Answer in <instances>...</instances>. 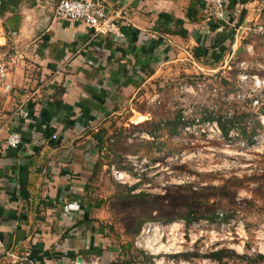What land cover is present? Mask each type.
<instances>
[{
  "label": "crops",
  "instance_id": "1",
  "mask_svg": "<svg viewBox=\"0 0 264 264\" xmlns=\"http://www.w3.org/2000/svg\"><path fill=\"white\" fill-rule=\"evenodd\" d=\"M60 1L0 0L7 33L1 48L24 57L11 75L13 92L0 96L18 104L2 115L0 127V264H71L79 255L111 264L116 253L84 193L106 167L89 161L90 131L113 120L126 126L134 115L126 121L119 116L128 108L146 115L133 102L143 100L149 85L161 86L181 62L189 61L184 72L214 83L213 77L237 68L233 60L242 56L245 42L260 52L264 40L257 31L264 25V0H226L223 23L201 0H102L125 39L58 19ZM178 19L186 38L161 32L180 29ZM12 131L23 135L18 148L6 143Z\"/></svg>",
  "mask_w": 264,
  "mask_h": 264
},
{
  "label": "rangeland",
  "instance_id": "2",
  "mask_svg": "<svg viewBox=\"0 0 264 264\" xmlns=\"http://www.w3.org/2000/svg\"><path fill=\"white\" fill-rule=\"evenodd\" d=\"M6 34L0 22V38ZM260 43L257 52L245 42L242 56L233 61L245 63L252 75L264 76V40ZM181 64L161 86L149 85L143 100L133 102L146 115L128 108L119 116L126 121L134 115L126 121V129L141 121L174 120L180 113L188 119L207 113L224 117L237 113L241 125H247L251 133L259 115L248 102L251 83L243 84V88L235 83L239 68L225 72L229 85L213 79L221 90L208 93L191 88L208 79L181 70L189 61ZM8 100L0 97V115L18 106ZM123 131L117 125L112 133L115 140L107 142L108 150L102 156L92 137L87 149L90 162L106 165L100 167L96 180L87 184L84 193L109 235L108 248L116 253L111 264H249L237 256H264V128L259 127L257 135H243L234 128L225 137L212 133L207 122L185 128L180 123L174 133L164 130L160 138L142 131L119 144ZM136 139L143 141L145 148L134 154L130 149ZM112 148L116 157L117 153L123 155V165L131 167L122 169L131 176L126 184L113 175V168H120L113 162ZM217 214L218 219L212 221ZM149 230H153L155 240L151 247H145ZM221 250L236 256L221 262L210 259L211 253ZM256 264H264V258Z\"/></svg>",
  "mask_w": 264,
  "mask_h": 264
},
{
  "label": "built area",
  "instance_id": "3",
  "mask_svg": "<svg viewBox=\"0 0 264 264\" xmlns=\"http://www.w3.org/2000/svg\"><path fill=\"white\" fill-rule=\"evenodd\" d=\"M201 1L211 7L212 16L216 21L223 23L226 20L228 13V4L226 0ZM55 16L60 20L81 21L91 28L95 34L107 35L114 39H125L126 37L121 25H119L116 18L110 14L107 5L102 0H61L57 4ZM257 31L264 34V25H259ZM14 35H16L15 32ZM23 58L22 53L17 49H5L0 52V96L10 95L13 92L14 85L11 75L13 70L20 65ZM236 66L241 72L238 74L235 83L239 88H243L251 83V85H248L252 87L251 92L249 93L248 102L251 104V107L258 112L259 119L264 126V76H260L257 73L252 75L246 71L247 67H245V63H241L240 65L237 63ZM230 69H232V67H230ZM243 84L246 85L242 86ZM191 88L198 92L208 93H217L221 90L210 80L204 81L203 83L193 84L191 85ZM20 113L24 118L29 117V113L25 109H22ZM1 120L2 115H0V127ZM207 124L212 133L218 134L219 136L223 135L217 120L207 121ZM57 138V135H53V139ZM22 141L23 135L19 131L10 132L6 139L7 145L11 148H18ZM113 175L117 181L124 184L129 182L131 178L127 171L116 168H113ZM29 264L44 263L29 259ZM54 264L66 263L58 260ZM71 264H102V258L100 256L87 258L79 255L72 259Z\"/></svg>",
  "mask_w": 264,
  "mask_h": 264
},
{
  "label": "trees",
  "instance_id": "4",
  "mask_svg": "<svg viewBox=\"0 0 264 264\" xmlns=\"http://www.w3.org/2000/svg\"><path fill=\"white\" fill-rule=\"evenodd\" d=\"M231 5L232 4H230V6ZM175 24H176V26H179L180 29L172 30V29L164 28V30H162L161 32H164V34L167 33V34H172V35H179L183 38H186L187 37V30L184 28V21L178 19L175 21ZM141 64H142L141 67L144 68V66L146 65V61H144V62L141 61ZM147 72H148V74H154L153 70H149ZM226 77L227 76H223L221 78H218V77L215 78L214 77V79L217 80V83L220 82L219 84H223L225 82ZM205 79H208V78H205ZM225 83L228 85L230 84L229 82H225ZM237 115L238 114L235 113V114H231V115L224 117V116L209 115L207 113L205 115L204 114L201 115L199 119H188L187 115H185L184 113H180V114H178V116H176L174 118V120L168 119L167 121H165L163 119H159V120L153 119L154 121L148 120V121H144L142 123L136 124V125L132 124L131 125L132 129H130V130L126 129L124 127V125H121V129L123 128L124 131L119 134L118 143L119 144L126 143L125 141H127L129 138H134V134L136 132H142V131H145V132H147L153 136H157L158 138H160L163 135L164 130H168V131H171L172 133H174L177 130L178 124H180V123L185 128L188 125L196 124L197 122L205 123L207 121L217 120L219 122L220 128L223 132V136H225V137H229L231 130L234 128H238L239 130H242L243 135H250V134L257 135V134H259V132L257 131L259 129V127L264 128L260 119L256 118L257 123L255 125V128H253L252 131H250L251 133H249L247 125L242 126L241 125L242 123L239 120L240 118ZM197 120H199V121H197ZM114 123L115 122H112L109 127L101 125L99 127L98 131H90V133H89V134L93 135V139H94V141H95V143L99 149L98 152L100 153V156H102L104 154V152L108 150V147L106 146L107 142L110 143V142H112V140H115V135H112V133H113L114 129L117 128V125ZM120 131H122V130H120ZM253 140L254 139L251 138L249 141L252 142ZM115 144L116 143L113 144V147ZM143 148H145V144L143 143V141H139L136 139L133 141L130 150L134 154H136V152H138L140 149H141V151H143ZM113 150H114V154H115L116 150L115 149H113ZM115 158L116 159H114L113 162L118 164L117 166L120 168V170H122L124 168H131L130 166H124L123 161H120V159L123 158L122 154L117 153V157L115 154ZM100 163L101 162L98 163V166H100ZM98 175L99 174H95V176L92 178V180H96ZM120 186H122V185H120ZM133 190L134 189L132 187L129 188L130 193H132ZM219 216L217 214L216 217L215 216L211 217V220L215 221L218 219ZM221 216H223V214H221ZM194 220H198V218L194 219ZM226 220H228V219H226ZM232 255L236 256V253L230 252L228 250H221V251L211 253L210 259L217 261V262H221L223 259H225V257H231ZM237 257L241 258L242 261H244V262H246V261L249 262V264H256L260 260V258L261 259L264 258L263 255H259V258L248 257V256H242V257L237 256Z\"/></svg>",
  "mask_w": 264,
  "mask_h": 264
},
{
  "label": "bare ground",
  "instance_id": "5",
  "mask_svg": "<svg viewBox=\"0 0 264 264\" xmlns=\"http://www.w3.org/2000/svg\"><path fill=\"white\" fill-rule=\"evenodd\" d=\"M174 225H177V224H174ZM166 227L165 226H161V229H165ZM157 229V228H155ZM146 237H145V241H144V245L145 247H151L154 243V232L153 230H149V231H146Z\"/></svg>",
  "mask_w": 264,
  "mask_h": 264
}]
</instances>
